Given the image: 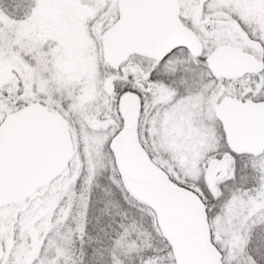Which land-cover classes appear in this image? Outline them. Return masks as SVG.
<instances>
[{
	"label": "snow or ice",
	"instance_id": "snow-or-ice-1",
	"mask_svg": "<svg viewBox=\"0 0 264 264\" xmlns=\"http://www.w3.org/2000/svg\"><path fill=\"white\" fill-rule=\"evenodd\" d=\"M0 264H264V0H0Z\"/></svg>",
	"mask_w": 264,
	"mask_h": 264
}]
</instances>
